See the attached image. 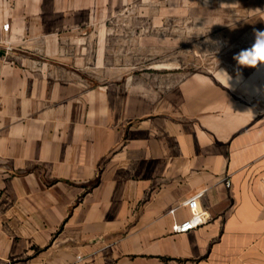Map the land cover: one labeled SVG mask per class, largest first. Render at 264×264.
Segmentation results:
<instances>
[{"label":"crops","instance_id":"0c3cea01","mask_svg":"<svg viewBox=\"0 0 264 264\" xmlns=\"http://www.w3.org/2000/svg\"><path fill=\"white\" fill-rule=\"evenodd\" d=\"M103 2L0 0V264H264V66L105 81Z\"/></svg>","mask_w":264,"mask_h":264},{"label":"rangeland","instance_id":"374dc122","mask_svg":"<svg viewBox=\"0 0 264 264\" xmlns=\"http://www.w3.org/2000/svg\"><path fill=\"white\" fill-rule=\"evenodd\" d=\"M103 3V9L97 11L102 21L88 25L82 38L86 39L89 51L102 47L105 81L111 77L139 79L148 74L166 80L177 71L234 69L239 66L234 55L252 45L254 30L264 31L256 20L261 15H257L256 7H264V0ZM93 13L88 11V18L95 17ZM95 60L91 59L93 64ZM117 68L128 73L107 72Z\"/></svg>","mask_w":264,"mask_h":264},{"label":"built area","instance_id":"2783aa9c","mask_svg":"<svg viewBox=\"0 0 264 264\" xmlns=\"http://www.w3.org/2000/svg\"><path fill=\"white\" fill-rule=\"evenodd\" d=\"M9 33H10V23H4L2 25V35H0V48H2L5 53H9L13 50L12 42L8 38ZM227 185L230 186L229 181L227 182ZM200 196L201 195H197L185 203L191 211V216L190 218H188L187 220L181 223L176 222L172 228L174 233L186 234L207 224L209 217L207 211L204 210L200 205V201H199ZM263 199H264V187H263Z\"/></svg>","mask_w":264,"mask_h":264},{"label":"clouds","instance_id":"9594fccd","mask_svg":"<svg viewBox=\"0 0 264 264\" xmlns=\"http://www.w3.org/2000/svg\"><path fill=\"white\" fill-rule=\"evenodd\" d=\"M254 42L233 57L241 67L257 68L264 66V31L254 30Z\"/></svg>","mask_w":264,"mask_h":264}]
</instances>
